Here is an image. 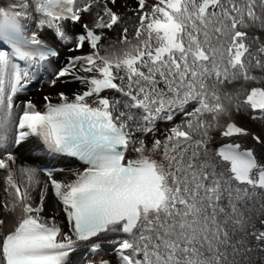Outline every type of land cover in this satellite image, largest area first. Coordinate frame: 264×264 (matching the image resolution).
<instances>
[{
    "label": "snow or ice",
    "instance_id": "6c2138e0",
    "mask_svg": "<svg viewBox=\"0 0 264 264\" xmlns=\"http://www.w3.org/2000/svg\"><path fill=\"white\" fill-rule=\"evenodd\" d=\"M116 3L16 0L0 7V170L7 171L11 197L4 210L18 211L7 231L0 218V264H67L80 241H91L93 257L110 245L117 264H264V219L257 226L241 211L264 190V159L233 139L250 133L231 120L233 110L264 119V86L220 91L238 80L264 81V41L242 30L264 31V0H156L151 6L136 0L129 9L138 17L134 34L130 38L123 28L124 47L102 54L103 30L122 22ZM84 14L91 23H81ZM28 20L35 31H28ZM65 21L82 31L69 33ZM45 28L69 52L90 49L67 57L49 81L56 87L67 77L65 83L82 90L71 99L58 93V103L45 96L44 111L29 100L13 121V97L27 86V68L59 56L40 38ZM106 91L120 95L102 96ZM178 115L180 123L158 137L157 123ZM222 116L227 123L220 124ZM215 127L224 142L210 148L209 129ZM29 137L48 153L87 167L61 181L55 170L16 166L9 149ZM252 139L261 143L259 136ZM129 152L135 156L127 158ZM49 189L62 205L67 233L54 215H42Z\"/></svg>",
    "mask_w": 264,
    "mask_h": 264
},
{
    "label": "bare ground",
    "instance_id": "6f19581e",
    "mask_svg": "<svg viewBox=\"0 0 264 264\" xmlns=\"http://www.w3.org/2000/svg\"><path fill=\"white\" fill-rule=\"evenodd\" d=\"M156 0H147L146 6H151L153 3H155ZM16 0H0V6H9L13 3H15ZM29 3H31V0H29ZM136 4V0H117V3L115 5V10L122 13V22L123 24H118V25H122L119 27L114 26V28L112 30H108V29H104L103 32L106 34L107 38H109L108 44H110L111 46L108 47V49L110 51H108L109 53L115 51V52H119V50L124 47V45H121L119 42V38L122 34V29L127 27L129 29V37L131 38L132 35L134 34L135 31V25L138 24V17L135 16L133 14L132 11H130L129 9L134 7ZM34 14V13H33ZM89 20V19H88ZM91 21V20H90ZM33 25V21L29 20L28 26L29 28H31ZM81 31V30H80ZM69 33L72 34H76L79 32H73V31H69ZM260 32L255 33V35H259ZM40 36L45 37V38H49L50 40H53V34L50 30H46L44 29L42 32H40ZM261 37V36H260ZM114 45V47H113ZM86 46V45H85ZM85 48V47H84ZM83 48V49H84ZM62 57L63 59H65L66 56L70 55L72 52L68 51V47L65 45L64 48H62ZM60 69V62L55 64V70L51 73L52 77L53 74L55 72H57ZM64 79L62 78L61 80L57 81L56 87H49L47 90H38L36 93H34L35 98L40 101V102H44V97L45 96H49L50 94H55L56 96H58L57 94L60 92H64L65 94H68L71 90V86L70 84H65L64 83ZM232 87H234V91L232 90L230 93H235L237 89L241 88V86L245 87V88H249V86L255 84V82H239L237 83V81L231 83ZM227 85V88L231 85ZM221 94L224 93L223 89H220ZM229 92V91H228ZM192 105L188 106V109H190ZM15 115L13 116V121H15V116L18 115L20 108L17 105L15 110ZM242 116V114H241ZM247 121V120H246ZM220 122V121H219ZM249 123V121H247ZM172 124L175 123H179V121L177 122L176 120L173 122H170ZM251 127L254 126L253 123L250 124ZM215 128H211L209 129V136H210V140H209V147L211 148V142L214 140L215 137L212 136V131ZM12 136V133H10V137ZM212 136V137H211ZM196 138L199 139L200 136L196 135ZM151 143H152V139H151ZM150 143V145H151ZM34 144V143H33ZM32 143L30 144H21L19 147H15V146H11L10 147V151L16 156V166H20V165H24V166H33V167H37L41 169V165H46L47 161L44 160V157L41 156V154L38 152L37 148L33 145ZM149 145V146H150ZM15 167V166H14ZM5 174L3 172L0 171V218L4 219L5 221V231L9 230V228H11V226L13 225L16 216L18 215V211L16 213H13L11 211H5L4 210V204L5 202H7L8 200L11 199V197H9L8 193L5 191ZM16 177L19 180V173H16ZM41 178L42 179H47L45 176H43V174L41 173ZM66 181H70L71 179L74 178L73 174H69L68 176L64 177ZM35 198H39L37 193H33ZM262 204V203H261ZM244 206H241V211L245 212V215L247 216L249 213H252L254 211V204L251 202L247 205V208L251 209V212L247 211V208L243 209ZM55 216V218H57L58 220H62L65 219V214L62 211V208L60 207V205L57 202H54L50 209L48 210L47 213V217H51V216ZM235 239V237H234ZM106 248L110 247L105 246ZM80 260V257L77 256L76 261L77 262ZM117 264V263H116Z\"/></svg>",
    "mask_w": 264,
    "mask_h": 264
},
{
    "label": "rangeland",
    "instance_id": "374dc122",
    "mask_svg": "<svg viewBox=\"0 0 264 264\" xmlns=\"http://www.w3.org/2000/svg\"><path fill=\"white\" fill-rule=\"evenodd\" d=\"M252 29H254L255 31H260L258 28H249L248 29V31L251 33L252 32ZM260 33L262 34V39H263V41H264V31H260ZM109 46H111L110 44H108V47ZM106 47H107V45H106ZM45 72H51V68L50 67H47L46 69H45ZM42 75H43V73L39 76V79H41L42 78ZM237 82H239V80L237 81ZM224 90H227V91H230L229 89H227V86L225 85L224 86ZM240 113H241V111H240ZM203 118H205V119H207V120H209L210 119V117L208 116V115H205ZM256 126H257V128H258V130L263 134V136H264V123L263 124H256Z\"/></svg>",
    "mask_w": 264,
    "mask_h": 264
}]
</instances>
